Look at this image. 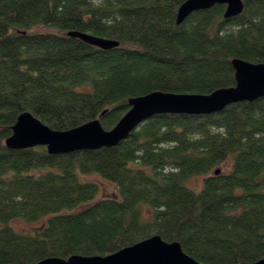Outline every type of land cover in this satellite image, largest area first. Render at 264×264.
I'll return each instance as SVG.
<instances>
[{
	"label": "trees",
	"instance_id": "trees-1",
	"mask_svg": "<svg viewBox=\"0 0 264 264\" xmlns=\"http://www.w3.org/2000/svg\"><path fill=\"white\" fill-rule=\"evenodd\" d=\"M186 1L0 0V264L106 257L155 235L203 264L264 260V98L157 115L113 148L51 155L5 143L24 112L57 131L97 119L111 130L131 98L209 95L236 86L234 59L264 63V0L178 26ZM72 31L120 45L101 50ZM93 175L117 196L89 205L101 192ZM17 220L45 222L22 233Z\"/></svg>",
	"mask_w": 264,
	"mask_h": 264
},
{
	"label": "water",
	"instance_id": "water-1",
	"mask_svg": "<svg viewBox=\"0 0 264 264\" xmlns=\"http://www.w3.org/2000/svg\"><path fill=\"white\" fill-rule=\"evenodd\" d=\"M225 5V19L241 15L243 0H187L178 10L176 24H183L192 14ZM83 42L109 51L119 47V42L89 33L69 32ZM236 86L220 89L209 95L152 92L131 98L130 110L111 130H105L100 120L91 121L68 131H57L42 123L32 113L24 112L13 126V134L6 140L7 148L25 150L46 147L51 155L113 148L126 140L142 124L157 115H211L222 112L230 105L254 102L264 98V63L254 64L234 59ZM221 170L215 171L220 175ZM37 264H203L186 254L180 243L166 242L159 235L124 248L112 255L72 256L69 259L48 258ZM248 264V263H244ZM249 264H264V260Z\"/></svg>",
	"mask_w": 264,
	"mask_h": 264
},
{
	"label": "rangeland",
	"instance_id": "rangeland-1",
	"mask_svg": "<svg viewBox=\"0 0 264 264\" xmlns=\"http://www.w3.org/2000/svg\"><path fill=\"white\" fill-rule=\"evenodd\" d=\"M221 168H220L221 170L229 171L231 169V161L229 160L228 162H226V164H224ZM82 179L84 181L88 180L87 177H82ZM89 179L99 183L101 187V192H99V195L97 196V198L93 202H91L89 205L103 198H114L117 196L118 190H117V187L114 186L113 184L108 183L105 180L98 179L95 175L90 176ZM202 183H203V178L199 177L197 179H193L190 185L193 188L200 189L202 187ZM148 215H149V212L145 211V216L147 217ZM44 222L45 220H42L40 222L30 224V223H26L21 220H17V221H13L12 225L19 232L29 233V232H33L37 230L38 228H40V226H43Z\"/></svg>",
	"mask_w": 264,
	"mask_h": 264
}]
</instances>
